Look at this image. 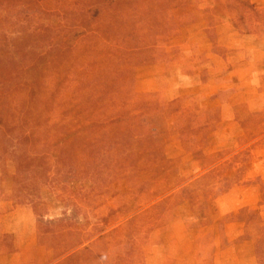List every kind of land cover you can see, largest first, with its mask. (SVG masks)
<instances>
[{
	"label": "rangeland",
	"instance_id": "obj_1",
	"mask_svg": "<svg viewBox=\"0 0 264 264\" xmlns=\"http://www.w3.org/2000/svg\"><path fill=\"white\" fill-rule=\"evenodd\" d=\"M0 53V264H264V0H0Z\"/></svg>",
	"mask_w": 264,
	"mask_h": 264
},
{
	"label": "trees",
	"instance_id": "obj_2",
	"mask_svg": "<svg viewBox=\"0 0 264 264\" xmlns=\"http://www.w3.org/2000/svg\"><path fill=\"white\" fill-rule=\"evenodd\" d=\"M112 5L109 6V7H112ZM95 10H98V9H90L88 11L90 13L95 12L96 15L93 18H96L99 15V11H95ZM83 12H85V11H83ZM1 59H2V57L0 55V60ZM7 64H8V61H7ZM5 65L6 64L3 63V62L0 63V67L1 68H3ZM6 86L7 85L4 84V80L3 81L0 80V94H1V91L2 90H5ZM1 117H3V116H1ZM1 117H0V120H3V118H1ZM25 140H27V139H26V137L24 135H21V136L14 135L12 133L11 129L6 128V125H4V123L0 122V147L3 148V149H5L6 152H8L10 150L11 151V154H13L14 157H18L19 156V158L22 160L21 161V165L24 168H25V166L27 167V165L29 163L27 161V158H28L27 152H25L27 155L24 153V151L22 153V150H24L23 149V146H24ZM18 152H21V155H16ZM69 160H70V158L67 159V160H64L65 161L64 163L68 164L69 163ZM257 249H258V246L256 245V251H257ZM256 259L259 262V259L258 258H256Z\"/></svg>",
	"mask_w": 264,
	"mask_h": 264
},
{
	"label": "crops",
	"instance_id": "obj_3",
	"mask_svg": "<svg viewBox=\"0 0 264 264\" xmlns=\"http://www.w3.org/2000/svg\"><path fill=\"white\" fill-rule=\"evenodd\" d=\"M230 261H231V260H230ZM230 261H229V260H226V261H225V260H223V264H227L226 262H228V263H229Z\"/></svg>",
	"mask_w": 264,
	"mask_h": 264
}]
</instances>
